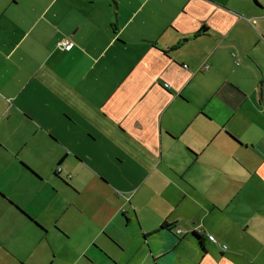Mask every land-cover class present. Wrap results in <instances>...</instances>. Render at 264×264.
Returning a JSON list of instances; mask_svg holds the SVG:
<instances>
[{
    "label": "crops",
    "instance_id": "1",
    "mask_svg": "<svg viewBox=\"0 0 264 264\" xmlns=\"http://www.w3.org/2000/svg\"><path fill=\"white\" fill-rule=\"evenodd\" d=\"M73 237L264 264V0H0V264Z\"/></svg>",
    "mask_w": 264,
    "mask_h": 264
},
{
    "label": "rangeland",
    "instance_id": "2",
    "mask_svg": "<svg viewBox=\"0 0 264 264\" xmlns=\"http://www.w3.org/2000/svg\"><path fill=\"white\" fill-rule=\"evenodd\" d=\"M75 237L71 238L70 240L63 241L62 239L58 240L56 242L57 246L63 245V247L68 251L67 256H62L61 258L58 257L57 263L56 264H66L67 260H73L74 258L76 259L78 256V252L81 249V240H74ZM86 259H81V261L78 264H92L94 263L93 260V255L91 252H86Z\"/></svg>",
    "mask_w": 264,
    "mask_h": 264
},
{
    "label": "built area",
    "instance_id": "3",
    "mask_svg": "<svg viewBox=\"0 0 264 264\" xmlns=\"http://www.w3.org/2000/svg\"><path fill=\"white\" fill-rule=\"evenodd\" d=\"M73 45H74V43H73L71 40H69V39H63V40L58 41V43H57V46H58L60 49H64V50H69V49H71V48L73 47ZM168 85H169V84H166V86H168ZM207 236H208V238H209L211 241H213V242L216 241L214 235H212V234H208Z\"/></svg>",
    "mask_w": 264,
    "mask_h": 264
},
{
    "label": "trees",
    "instance_id": "4",
    "mask_svg": "<svg viewBox=\"0 0 264 264\" xmlns=\"http://www.w3.org/2000/svg\"><path fill=\"white\" fill-rule=\"evenodd\" d=\"M194 235H195L198 239H201V237L199 236V234H197L196 232H194Z\"/></svg>",
    "mask_w": 264,
    "mask_h": 264
},
{
    "label": "flooded vegetation",
    "instance_id": "5",
    "mask_svg": "<svg viewBox=\"0 0 264 264\" xmlns=\"http://www.w3.org/2000/svg\"><path fill=\"white\" fill-rule=\"evenodd\" d=\"M62 170L61 166H58L57 172H60Z\"/></svg>",
    "mask_w": 264,
    "mask_h": 264
}]
</instances>
